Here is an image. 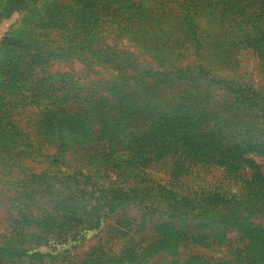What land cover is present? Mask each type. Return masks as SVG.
Instances as JSON below:
<instances>
[{
  "label": "rangeland",
  "instance_id": "374dc122",
  "mask_svg": "<svg viewBox=\"0 0 264 264\" xmlns=\"http://www.w3.org/2000/svg\"><path fill=\"white\" fill-rule=\"evenodd\" d=\"M0 264H264V0H0Z\"/></svg>",
  "mask_w": 264,
  "mask_h": 264
},
{
  "label": "trees",
  "instance_id": "16d2710c",
  "mask_svg": "<svg viewBox=\"0 0 264 264\" xmlns=\"http://www.w3.org/2000/svg\"><path fill=\"white\" fill-rule=\"evenodd\" d=\"M14 40V36L13 35H9V36H4L3 37V42H10Z\"/></svg>",
  "mask_w": 264,
  "mask_h": 264
}]
</instances>
